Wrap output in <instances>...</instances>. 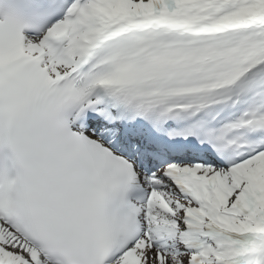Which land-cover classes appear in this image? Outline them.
Instances as JSON below:
<instances>
[{"label": "snow or ice", "instance_id": "1", "mask_svg": "<svg viewBox=\"0 0 264 264\" xmlns=\"http://www.w3.org/2000/svg\"><path fill=\"white\" fill-rule=\"evenodd\" d=\"M0 264H264V0H0Z\"/></svg>", "mask_w": 264, "mask_h": 264}]
</instances>
